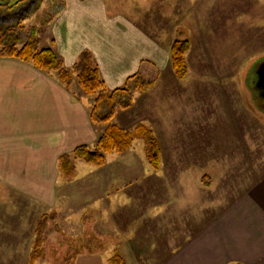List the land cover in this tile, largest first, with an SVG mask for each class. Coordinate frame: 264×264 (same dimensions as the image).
Here are the masks:
<instances>
[{
	"label": "rangeland",
	"instance_id": "obj_1",
	"mask_svg": "<svg viewBox=\"0 0 264 264\" xmlns=\"http://www.w3.org/2000/svg\"><path fill=\"white\" fill-rule=\"evenodd\" d=\"M130 1L147 9L140 24L152 35L171 45L190 42L186 76H176L171 58L147 65L143 78L153 85L135 92L133 105L118 107L113 119L132 132L139 125L151 130L160 166L150 164L138 138L125 152L106 153L103 166L71 155L75 171L62 172L67 183L80 180L57 191L65 208L0 198V264H31L42 232L44 257L35 264H111L117 253L126 264H167L264 179V110L252 85L264 59V0ZM0 4L3 44L21 48L35 37L39 48L51 47L63 1Z\"/></svg>",
	"mask_w": 264,
	"mask_h": 264
},
{
	"label": "crops",
	"instance_id": "obj_2",
	"mask_svg": "<svg viewBox=\"0 0 264 264\" xmlns=\"http://www.w3.org/2000/svg\"><path fill=\"white\" fill-rule=\"evenodd\" d=\"M61 1L64 8L52 22L49 46L67 68L84 51L90 52L109 90L123 87L138 73L148 77L147 65L155 67L161 58H171V43L140 24L139 14L147 11L143 4ZM137 15L139 20L132 17ZM91 108L92 99L84 98L77 80L67 88L54 71L0 55V198L65 208L57 191L66 192L80 179L67 183L60 159L79 146L90 148L103 132L102 126L92 123ZM213 220L174 251L167 264L264 262V179Z\"/></svg>",
	"mask_w": 264,
	"mask_h": 264
},
{
	"label": "trees",
	"instance_id": "obj_3",
	"mask_svg": "<svg viewBox=\"0 0 264 264\" xmlns=\"http://www.w3.org/2000/svg\"><path fill=\"white\" fill-rule=\"evenodd\" d=\"M1 40L0 37V47L2 48L0 55L2 57L16 58L33 65L40 71H54L67 88H71L77 80L83 94L92 97L90 118L92 123L104 128L103 132L96 143V149L92 150L83 145L77 147L72 154L61 157L60 168L64 173L71 174L72 171H75L73 165L69 169L71 155L89 164L103 166L106 163V153L125 152L132 148L134 141L138 138L145 139L148 160L154 168H159L160 148L151 130L139 125L132 132L113 123L117 108L131 107L134 102V93L145 92L153 85V82H145L143 76L138 73L128 78L125 86L109 90L102 79L98 66L93 62L92 54L88 51H84L80 55L79 61L72 68H67L52 47L39 48V41L35 37L24 43L21 48H18L16 43L11 46L10 43L3 44ZM189 49L188 39H178L171 45L172 68L179 78H184L187 74L186 54ZM43 245L42 232L36 239L31 255V264H35L36 261L44 257ZM111 264H126V262L117 253L111 259Z\"/></svg>",
	"mask_w": 264,
	"mask_h": 264
},
{
	"label": "water",
	"instance_id": "obj_4",
	"mask_svg": "<svg viewBox=\"0 0 264 264\" xmlns=\"http://www.w3.org/2000/svg\"><path fill=\"white\" fill-rule=\"evenodd\" d=\"M252 76V85H254L256 96L260 102L258 105H261L264 110V59L256 64Z\"/></svg>",
	"mask_w": 264,
	"mask_h": 264
},
{
	"label": "flooded vegetation",
	"instance_id": "obj_5",
	"mask_svg": "<svg viewBox=\"0 0 264 264\" xmlns=\"http://www.w3.org/2000/svg\"><path fill=\"white\" fill-rule=\"evenodd\" d=\"M0 17L3 18V17H6V15H4V14H0Z\"/></svg>",
	"mask_w": 264,
	"mask_h": 264
}]
</instances>
